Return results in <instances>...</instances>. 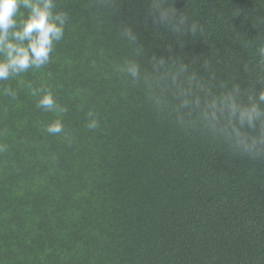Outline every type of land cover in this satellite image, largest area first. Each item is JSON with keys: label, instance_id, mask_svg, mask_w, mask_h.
Returning <instances> with one entry per match:
<instances>
[{"label": "trees", "instance_id": "16d2710c", "mask_svg": "<svg viewBox=\"0 0 264 264\" xmlns=\"http://www.w3.org/2000/svg\"><path fill=\"white\" fill-rule=\"evenodd\" d=\"M157 2L199 34L155 23ZM54 4L67 20L49 62L0 80V264H264V159L180 127L118 71L134 60L154 75L164 57L214 94L264 88V0ZM46 93L57 108L37 106ZM57 120L63 132L49 134Z\"/></svg>", "mask_w": 264, "mask_h": 264}, {"label": "clouds", "instance_id": "9594fccd", "mask_svg": "<svg viewBox=\"0 0 264 264\" xmlns=\"http://www.w3.org/2000/svg\"><path fill=\"white\" fill-rule=\"evenodd\" d=\"M54 0H0V80L18 76L29 68H41L50 59L54 42L64 35L67 14L54 12ZM21 9L27 10L25 15ZM149 17L170 32L195 37L200 27L188 24L187 18L174 7L157 2ZM122 35L136 41L131 28H123ZM260 67L257 84L264 83V47L259 48ZM118 71L133 82H142L148 98L159 111H168L180 127L201 128L212 136L226 141L235 152L249 159H264V88L246 91L240 85L213 93L204 87L185 62H171L168 58H153L154 75L142 74L140 65L125 61ZM4 94L15 98V92L5 88ZM38 107L57 108L51 93L44 94ZM63 111V109H60ZM88 128L98 127L92 113ZM49 134L63 132L61 121L47 126ZM4 146H0V151Z\"/></svg>", "mask_w": 264, "mask_h": 264}]
</instances>
